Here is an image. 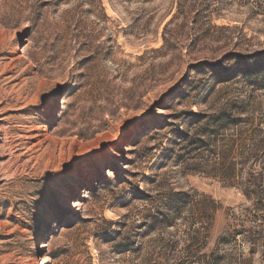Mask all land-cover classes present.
<instances>
[{"label": "rangeland", "instance_id": "obj_1", "mask_svg": "<svg viewBox=\"0 0 264 264\" xmlns=\"http://www.w3.org/2000/svg\"><path fill=\"white\" fill-rule=\"evenodd\" d=\"M261 51L264 0H0V264L249 258L222 241L264 209L247 196L259 180L264 197V91L259 111L197 159L171 140L182 113L213 116L250 95L229 83L210 110L206 65ZM172 193L191 196L182 220L148 232Z\"/></svg>", "mask_w": 264, "mask_h": 264}, {"label": "trees", "instance_id": "obj_2", "mask_svg": "<svg viewBox=\"0 0 264 264\" xmlns=\"http://www.w3.org/2000/svg\"><path fill=\"white\" fill-rule=\"evenodd\" d=\"M67 0H59L61 5L66 4ZM100 5L101 11L105 13V9L102 6L101 1H97ZM105 19L109 20L105 15ZM73 21L68 20L66 24L72 26ZM83 23L78 22V28H81ZM69 27V28H70ZM90 38V37H89ZM139 57L138 60H142ZM227 61L232 62V67H225ZM209 70L208 75V85L204 95L205 104L210 108V110H216L215 105L221 97L225 99L226 94L224 91L227 89L229 83L238 82L243 87L249 90V97L243 99L242 101H228L219 107V112L215 115L210 116L207 114L197 115L195 113H182L180 116L175 117L178 121H186V129L180 131L179 125H172L176 127L175 137L171 140L173 143H181V145H186L185 150H189V155L194 156L195 159L199 156V152L203 151V147L219 146V139L227 131L238 127L245 119L256 111H259L261 105L256 106L257 97L256 94L264 91V51L253 53L248 56H241L232 54L224 60L219 61L216 65H206ZM151 75V74H150ZM151 80V77L146 78L137 87V95L144 96L148 92L147 83ZM226 87H225V86ZM223 87L219 91L217 88ZM206 86H202L199 91ZM146 88V89H145ZM145 89V90H143ZM143 90L141 93H139ZM199 92V93H200ZM168 95V94H166ZM217 95V96H216ZM218 110V109H217ZM248 117V118H247ZM169 126V125H167ZM162 127L161 129H163ZM194 131L195 134L191 135L190 132ZM256 152H260L264 149V144H259L256 146ZM185 164V169L192 173L209 174L208 168L214 169L213 167L205 165H194ZM212 170V171H213ZM235 174H228V178L234 176ZM259 184V180L253 182L252 190L247 196H257L261 207H264V197L255 192ZM234 186V185H231ZM235 187V186H234ZM256 188V189H255ZM190 195L187 193H172L169 197L168 205L172 209H168L167 213H158L157 215L145 219L146 221L142 223V227L147 228L148 232L151 231H162L166 228L175 226L176 222L182 220L183 214L187 211L184 209L190 205L189 199ZM262 214L259 216L258 221L249 227H245L240 230L233 231L232 233H227L223 238V244L235 245L237 247H248L247 259L235 260L229 259L227 255L214 257V253L206 256V261L204 264H254L256 259L261 260L264 263V209H260ZM198 212H200L198 210ZM203 214V213H200ZM110 225H113L111 222ZM192 228V227H191ZM189 228L188 233L197 234V230L191 231ZM117 235L118 232H115ZM130 246H126L123 249V253L129 252ZM214 257V258H213Z\"/></svg>", "mask_w": 264, "mask_h": 264}, {"label": "bare ground", "instance_id": "obj_3", "mask_svg": "<svg viewBox=\"0 0 264 264\" xmlns=\"http://www.w3.org/2000/svg\"><path fill=\"white\" fill-rule=\"evenodd\" d=\"M76 206L78 207L79 205L77 204ZM76 206H75V207H76Z\"/></svg>", "mask_w": 264, "mask_h": 264}]
</instances>
